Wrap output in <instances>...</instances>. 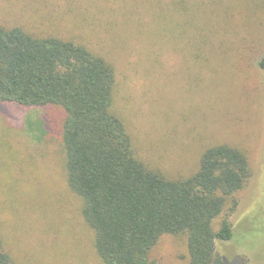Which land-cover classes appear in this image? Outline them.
<instances>
[{
  "label": "rangeland",
  "instance_id": "1",
  "mask_svg": "<svg viewBox=\"0 0 264 264\" xmlns=\"http://www.w3.org/2000/svg\"><path fill=\"white\" fill-rule=\"evenodd\" d=\"M0 21L105 57L113 108L149 168L183 178L207 147L242 148L253 177L218 264H264V0H0ZM65 115L0 101V239L15 264H104L67 180ZM149 255L189 264L188 237L163 234Z\"/></svg>",
  "mask_w": 264,
  "mask_h": 264
},
{
  "label": "trees",
  "instance_id": "2",
  "mask_svg": "<svg viewBox=\"0 0 264 264\" xmlns=\"http://www.w3.org/2000/svg\"><path fill=\"white\" fill-rule=\"evenodd\" d=\"M115 85L114 66L85 45L0 21V101L65 111L67 180L104 264H155L150 251L166 233L187 235L189 264H218L217 243L234 237L230 216L253 177L247 153L211 145L178 179L149 168L113 108ZM0 264H15L1 239Z\"/></svg>",
  "mask_w": 264,
  "mask_h": 264
}]
</instances>
